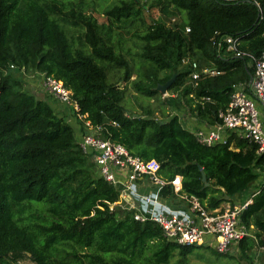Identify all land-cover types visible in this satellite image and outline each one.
Returning a JSON list of instances; mask_svg holds the SVG:
<instances>
[{"label": "trees", "instance_id": "16d2710c", "mask_svg": "<svg viewBox=\"0 0 264 264\" xmlns=\"http://www.w3.org/2000/svg\"><path fill=\"white\" fill-rule=\"evenodd\" d=\"M154 5L185 18L172 26L154 22L140 37L141 57L150 66L143 77L114 51L106 38L110 31L103 32L92 16L67 12L60 0H0V264H20L25 256L35 264H168L174 256L183 263L197 248L168 242L153 222L111 211L118 190L98 175L80 147L83 123L78 120L76 140L55 106L24 91L14 72L45 73L62 82L79 113L100 128V137L156 161L167 179L180 176L182 191L208 209L234 205L264 168V154L255 144L232 135L226 145L205 147L182 124L188 114L207 126L218 123L217 112L226 108L232 86L253 74L248 59L235 58L225 47L218 51L211 38L216 33L238 37L241 50L260 56L264 0H157ZM140 13L136 0H129L111 6L105 16L122 22ZM65 26L84 28L82 48L74 47ZM183 58L220 74L202 76L193 88ZM113 70L124 71L115 82L109 78ZM173 73L167 92L175 96L162 98L157 87ZM129 88L153 100L162 117H154L151 104L140 115L128 113ZM202 97L211 102L201 105ZM163 107L182 113L169 116ZM240 219L254 225L257 243L264 246V191ZM253 242L245 239L239 247L244 253Z\"/></svg>", "mask_w": 264, "mask_h": 264}, {"label": "built area", "instance_id": "2783aa9c", "mask_svg": "<svg viewBox=\"0 0 264 264\" xmlns=\"http://www.w3.org/2000/svg\"><path fill=\"white\" fill-rule=\"evenodd\" d=\"M186 32H189L188 28ZM211 43L218 51L225 47L235 58L248 59L253 74L248 81L232 86L226 108L217 112L218 123L194 130L185 128L205 147L226 145L234 135L255 144L257 153L264 154V127L262 113L258 109L261 106L264 114V52L257 57L239 48L238 37L218 36L217 33L211 38ZM181 63L190 69L189 78L193 88L197 87L202 76L220 74L214 68H201L197 62L187 58H183ZM35 79L52 95L55 103L73 107L76 118L83 123L80 147L86 155L91 156L98 175L118 190L117 201L109 206L111 211L130 213L139 223L157 224L168 242L182 246H211L218 254H226L233 243L251 236L249 227L241 222L240 217L252 203L253 197L264 191V181L260 189L252 192L244 202L234 205L223 203L216 209H208L196 196L182 191L180 176L167 179L160 174L156 161L142 160L131 155L121 144L100 137V128L93 127L86 116L79 113L71 92L62 82L37 72ZM161 95L162 98L175 96L168 92ZM208 102H211L210 97L199 100L201 105ZM166 190L169 191L168 196L164 193Z\"/></svg>", "mask_w": 264, "mask_h": 264}, {"label": "rangeland", "instance_id": "374dc122", "mask_svg": "<svg viewBox=\"0 0 264 264\" xmlns=\"http://www.w3.org/2000/svg\"><path fill=\"white\" fill-rule=\"evenodd\" d=\"M65 4V11L70 12L74 10L75 13L81 11L84 15H90L96 19L97 24L102 26V31H110L106 38L109 39V43L114 47V51L121 54L126 62L130 65L134 72L138 75L145 76L150 72V66L145 62L142 57V47L144 45L140 37H142L147 30V28L154 22H163L167 26H172V20L180 22V18H185V13H181L180 17L161 11L159 7H155L157 0H136L137 5L141 6V13L139 17L122 22H113L107 19L105 16V11L111 6L121 5L123 2H128L129 0L117 1V0H60ZM154 5V6H153ZM69 18V16H67ZM109 27V30L106 28ZM68 31V37L73 42L74 47H81L80 37L83 29L79 28H69L65 26ZM123 70L112 71L109 74V78L112 82H115L120 76L123 75ZM163 72L157 74L158 77L163 76ZM13 77L18 79L21 84V88L29 93H33L32 87L36 83L39 85L35 79V73L26 72L25 75H19V73L14 72ZM136 76H133L135 78ZM33 83V84H32ZM121 86V85H120ZM48 103L53 104L55 113L58 114L66 123H68L73 131L76 140H78L77 126L80 127L78 119H76L73 107L62 106L59 103H54L51 99ZM147 104L153 105V109L156 110L154 117L160 119L161 111L158 106L154 105L153 100H147L133 89L129 88L125 94L124 106L128 113L133 115H140L142 113L141 108H145ZM59 109L64 110L63 112H58ZM181 111V110H180ZM163 112L166 115H175L182 112L176 111L175 108L163 107ZM194 118V117H191ZM185 125V121L183 123ZM259 184V179L257 178L252 184V187L248 189L244 196L248 198L247 194L251 193L253 187ZM251 233V232H250ZM254 237V232L251 233ZM253 237V238H254ZM249 238V237H248ZM249 238L253 242V245L247 248L243 253L239 248L237 243H233L226 254H214L213 248L211 246H201L194 249L193 253L188 255L185 262H180L178 256H174L168 264H256V256L258 253H262L261 247L258 245L256 238ZM256 240V242H255ZM238 247V248H237ZM238 249V252H237ZM82 253H86L83 251ZM20 264H35L28 256L23 257Z\"/></svg>", "mask_w": 264, "mask_h": 264}, {"label": "crops", "instance_id": "0c3cea01", "mask_svg": "<svg viewBox=\"0 0 264 264\" xmlns=\"http://www.w3.org/2000/svg\"><path fill=\"white\" fill-rule=\"evenodd\" d=\"M33 84V83H32ZM34 85V87H32V89H33V95L34 96H36L37 98H39V99H42V100H49V99H51L52 101L54 100V98L52 97V95L51 94H49L48 92H46L40 85H38L37 83H36V85L35 84H33ZM258 109L260 110V112L262 113V117H261V119H262V121H263V127H264V114H263V108L261 107V106H258ZM192 116H190L189 114L186 116V118L184 119V121H185V126L187 127V128H189V129H191V130H194V129H197V128H205L207 125H205V124H202V123H199V122H197V120L195 119V118H191ZM258 179H259V184L258 185H255L254 187H253V190H252V192H254V191H256L257 189H260V186H261V183L264 181V168L261 170V171H259V173H258V177H257ZM255 182V181H254ZM251 187H252V185H251ZM247 191V190H246ZM245 191V192H246ZM244 192V193H245ZM251 192V193H252ZM244 193L242 194V195H240V197H239V199L237 200V202H235L234 204H240V203H242V202H244L245 201V199H247L245 196H244ZM251 193H249V194H247V196H249ZM244 224V223H243ZM246 225V224H245ZM246 226H248L249 228V233L251 232V233H253L254 232V234H255V236H256V233H257V229L254 227V225H252V224H249V225H246ZM251 233H250V235H251ZM254 236H253V234L249 237V238H253ZM249 238H246L247 240L249 239ZM253 239H255V237L253 238ZM245 240V239H244ZM243 241V240H242ZM255 242H256V240H255ZM240 243V242H239ZM239 243H237L238 245H239ZM238 248V247H237ZM240 248V247H239ZM263 248H264V246H261V250H262V253H258L257 254V256H256V264H264V250H263ZM237 252H238V249H237Z\"/></svg>", "mask_w": 264, "mask_h": 264}, {"label": "water", "instance_id": "95a60500", "mask_svg": "<svg viewBox=\"0 0 264 264\" xmlns=\"http://www.w3.org/2000/svg\"><path fill=\"white\" fill-rule=\"evenodd\" d=\"M175 79H176V74L173 73L171 78L165 84L159 85L157 87L158 91L161 94H165L168 91V89L170 88V86L174 83ZM202 182L204 183L205 186H208V183L206 182V177H205L203 172H202Z\"/></svg>", "mask_w": 264, "mask_h": 264}]
</instances>
